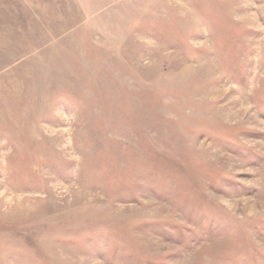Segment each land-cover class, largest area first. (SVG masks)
I'll return each mask as SVG.
<instances>
[{
    "label": "rangeland",
    "instance_id": "rangeland-1",
    "mask_svg": "<svg viewBox=\"0 0 264 264\" xmlns=\"http://www.w3.org/2000/svg\"><path fill=\"white\" fill-rule=\"evenodd\" d=\"M0 264H264V0H0Z\"/></svg>",
    "mask_w": 264,
    "mask_h": 264
}]
</instances>
